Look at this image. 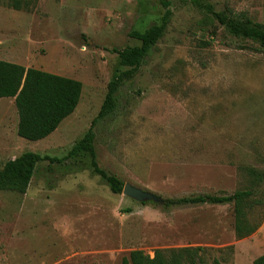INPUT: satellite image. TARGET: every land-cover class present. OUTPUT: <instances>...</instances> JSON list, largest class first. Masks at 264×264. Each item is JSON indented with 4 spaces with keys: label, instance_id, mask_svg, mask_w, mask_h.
<instances>
[{
    "label": "rangeland",
    "instance_id": "rangeland-1",
    "mask_svg": "<svg viewBox=\"0 0 264 264\" xmlns=\"http://www.w3.org/2000/svg\"><path fill=\"white\" fill-rule=\"evenodd\" d=\"M204 1L264 23V0ZM165 2L163 37L93 126L97 164L163 201L245 190L243 168L264 173V47L227 35L187 0ZM164 11L163 0H0V60L82 84L74 113L36 142L17 136L14 100H0V170L25 152L63 159L108 84L130 70L114 51L139 46L129 34ZM88 161L42 162L24 195L0 191V264H121L132 251L179 248H200L201 264H253L264 253L263 208L249 213L256 231L237 239L231 204L139 203L112 194ZM255 192L264 198V186Z\"/></svg>",
    "mask_w": 264,
    "mask_h": 264
},
{
    "label": "trees",
    "instance_id": "trees-1",
    "mask_svg": "<svg viewBox=\"0 0 264 264\" xmlns=\"http://www.w3.org/2000/svg\"><path fill=\"white\" fill-rule=\"evenodd\" d=\"M187 1L206 17L214 20L227 35L264 47V23H255L245 15L233 17L226 12L217 11L214 6L204 0ZM163 5L165 11L159 24L151 25L142 32L133 31L129 34L130 38L139 42V46L114 51L120 65L130 70L119 74L108 84L99 114L82 139L63 159L25 152L6 162L0 170V191L24 195L38 164L42 162L61 164L71 158L78 159L79 156L86 155L89 160L86 169L92 175L99 177L112 194L122 193L124 184L97 164L93 146V126L114 110L115 96L124 78L132 75L140 67L149 50L163 37L171 17L169 4L163 0ZM13 6L18 8L16 3ZM201 45L208 47L210 42H201ZM81 92L82 84L79 81L0 60V100L3 98L14 100L18 115L17 136L26 141H41L54 133L59 125L76 110ZM242 170L250 184L245 190L236 191L228 196L196 195L167 199L164 201V206L231 204L235 237L246 238L259 227V223L251 221L250 211L264 209V198L255 196V189L264 186V173L249 167ZM199 252H201L200 248L155 250L154 256L150 258L142 251H132L127 258L122 259L121 264H201L202 258ZM213 263L220 264L216 260ZM253 264H264V253L257 257Z\"/></svg>",
    "mask_w": 264,
    "mask_h": 264
},
{
    "label": "water",
    "instance_id": "water-1",
    "mask_svg": "<svg viewBox=\"0 0 264 264\" xmlns=\"http://www.w3.org/2000/svg\"><path fill=\"white\" fill-rule=\"evenodd\" d=\"M122 194L136 202L145 203V202H153L155 204L163 205L164 201L158 196L138 189L130 184H125L122 190Z\"/></svg>",
    "mask_w": 264,
    "mask_h": 264
},
{
    "label": "crops",
    "instance_id": "crops-1",
    "mask_svg": "<svg viewBox=\"0 0 264 264\" xmlns=\"http://www.w3.org/2000/svg\"><path fill=\"white\" fill-rule=\"evenodd\" d=\"M7 62V61H6Z\"/></svg>",
    "mask_w": 264,
    "mask_h": 264
}]
</instances>
